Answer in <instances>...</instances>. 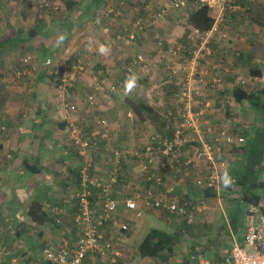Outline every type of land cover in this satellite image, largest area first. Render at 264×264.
<instances>
[{
    "label": "built area",
    "instance_id": "obj_1",
    "mask_svg": "<svg viewBox=\"0 0 264 264\" xmlns=\"http://www.w3.org/2000/svg\"><path fill=\"white\" fill-rule=\"evenodd\" d=\"M111 1L125 7L124 0H107L109 7L108 15L116 18H123L122 10L118 11L111 7ZM170 8L184 9L193 1L199 7L207 5L210 9L217 8L218 14L214 18L209 29L202 31L190 28L188 38L191 40L187 46L184 43H167L163 38H157L147 53L144 48L136 50L125 62L124 68L127 74L136 70L148 72L150 70L161 76L163 87H173V98L168 102L170 106L161 112L162 119L173 123L171 134H164L158 130L156 124L144 126L142 147L140 150L132 148L113 151L107 144L105 152H102V160L109 167L107 175L104 176L99 169L91 162H87L82 173V187L77 189L78 210L75 215V223L80 234L75 243L71 246L68 243L57 245L49 243L42 248V260L48 264H83V261L96 253L108 257L110 263H114L117 256H122V251L116 248V243L107 234V228L115 231L129 230V224L121 220V205L130 211L135 212L139 217L142 208L165 209L176 217L185 220L188 224L195 222L196 216L205 213L210 209L207 198L199 197L196 202L185 201L180 203L177 197L168 195L170 189L164 188L163 172L166 170H180L186 175L192 170L200 173L195 177V185L203 191H214L219 195L222 190V179L226 172L233 166L235 161V149L241 148L247 142L245 135L235 131L229 125L230 119L216 117V109L213 98L209 92L212 89H232L234 85L249 87L253 84L252 77H245L238 73L233 75L234 83L224 87L223 79L214 77L206 80L199 69L198 60L202 51L207 49L215 35L218 40L229 38L227 31L221 30V24L225 19V11H235L241 8L237 0H167ZM168 12L163 7L155 19L164 17ZM140 14V13H139ZM154 19V20H155ZM146 18L137 15L134 18V26L139 30L144 29ZM137 29V30H138ZM110 34V27L104 30ZM138 32L132 30L127 34H118L119 39L125 46L133 47L137 43ZM173 44V45H172ZM191 46L190 48H188ZM156 55V57H154ZM52 59L47 58L42 63L38 56L27 54L19 67L15 68L14 75L17 79L31 77L39 68L52 67ZM40 66V67H41ZM84 69V65H74L70 76L64 73L59 84L58 96L62 98L61 105L68 113H76L81 106L74 101L66 100L69 95V87L74 85L73 75ZM63 73V72H62ZM117 85L108 82L107 78L97 76L94 93L87 94L85 102L94 106L98 104L97 95L103 91H115ZM166 94V92H163ZM163 95V94H162ZM164 98V97H163ZM176 98V99H175ZM164 105L168 102L164 100ZM68 123L69 132L73 143L83 153L90 149L91 139L81 132V129L71 122L68 115H64ZM215 119L213 122L210 120ZM103 127L110 126L108 119L100 121ZM167 129V128H166ZM109 129L101 132L102 139L111 137ZM100 133V132H99ZM97 132V134H99ZM110 146V147H109ZM109 152V153H107ZM113 152L112 156L110 155ZM125 154V155H123ZM123 155V157H122ZM129 155L140 158V174L150 185L144 190L136 191L132 196L124 197V200L117 198V190L114 187L119 182V172L124 169V161ZM93 167L95 173L91 175L89 168ZM156 167L160 171L155 170ZM171 167H174L172 169ZM176 168V169H175ZM98 171V172H97ZM179 172V171H178ZM101 188V194L93 192L88 184ZM142 200V203L139 201ZM59 214L60 211L56 210ZM184 264H209L200 251L189 253ZM8 262V263H7ZM0 264H35L33 260L11 257V251L0 243ZM154 264V263H150ZM222 264H264V199L258 203L247 205L245 210V233L244 245H235L231 251L223 257Z\"/></svg>",
    "mask_w": 264,
    "mask_h": 264
},
{
    "label": "crops",
    "instance_id": "obj_2",
    "mask_svg": "<svg viewBox=\"0 0 264 264\" xmlns=\"http://www.w3.org/2000/svg\"><path fill=\"white\" fill-rule=\"evenodd\" d=\"M124 1H125V5L127 4V2L128 4L131 3L132 5L138 4V6L136 7L137 8L139 7L142 10V12L145 15L143 16L146 18L145 20L146 26L144 27V29L139 30L138 28L134 26V22H133L134 18L137 15H139L140 9H138L137 11H134V13L132 12V14L129 11H127L125 13L126 17L124 15L123 18H116V17H113V15H108L107 9L109 7V4L107 0H105L106 3L104 2L100 3V0H78L76 7L82 8L80 11H78L80 14L79 15L80 17L85 15V11H87L88 13H91L93 11V15L90 16L89 14H87V16H90L89 18L91 19L88 20V18H86L85 21H90V20H94L96 22L100 21L97 24L89 23V25L93 27L91 29L92 31L90 32L91 33L90 36L91 37L95 36V39H92V40L96 41V43L94 44L97 46L98 51H96L97 54L95 53L94 55L96 57L95 60L92 59L93 49H91L92 48L91 46L89 47L90 51H88L87 53L85 52L86 53L85 64L87 67L93 66V67L98 68V70L101 69L100 70L101 73L103 71H106V73L110 72V73L117 75V71L120 69H117L116 66L124 64L127 61V59L130 56H132V54H134L136 50L144 48L146 52L148 53L149 49L152 47V44L155 42L157 38H163L167 43L171 42L173 44L174 43L177 44L178 41L181 42L185 38L188 27L186 28L183 25V23H185L184 21L186 18L184 17L183 19L182 18L183 16L178 15V12L182 11L183 13V10H175V9L170 8L167 0H124ZM237 3L240 4L241 8L235 11H230L227 9L225 11V19L223 23L221 24V30L228 32L231 42H227L228 41L227 39H226L227 41L226 40L219 41L217 35H215L212 41L210 42V44L208 43L207 49L202 51L201 57L198 60L199 69L202 75L204 76V78L206 80H211L214 77L221 78L223 79L224 87H228V85H230L231 83H234V78L232 76L237 75L238 73H241L240 70L243 71L245 69V65H252L253 71L256 69L260 71L264 70V45L262 46V41H264V29L254 24L251 20L248 21V16H247V13H248L247 10L251 5L255 3H262L263 4L262 7H264V0H237ZM110 6L113 7V9L115 10L118 9V11L120 10L123 11V6H120L117 3L115 5H110ZM163 7H166L168 12L166 13L164 17L155 19V18H158L157 13ZM126 9L128 10L127 7ZM172 11H173V14L176 13V15H178V17H175L173 20L174 22L177 23L176 24L177 26L173 25L172 23H167V21L169 20L165 18L166 16L168 17ZM209 13L211 17L210 22L212 24V22H214V18L219 12L217 8H213V9H210ZM172 16L174 17L175 15H172ZM101 18H104V20ZM59 22H60V18L56 20L57 24H59ZM161 25H163V27L168 29L165 33H163L161 31V28L158 27ZM102 26H104V29ZM108 27L112 29L113 34L111 33L106 34L104 32V30ZM189 27L191 28L192 26H189ZM178 29H182V30L178 31ZM132 30H135L138 32V38L136 40L137 43L132 45L133 47L125 46L119 39H117L118 34L120 33L127 34L131 32ZM43 33L45 34V31ZM243 35L245 36V38H243ZM223 41H226L227 43ZM38 49H37V53L35 54L42 56L38 53ZM124 49L125 51L127 49L129 50V55L126 58L124 57V53H122ZM52 54L53 56H56V58H58L59 56L56 50H54ZM154 57H156V55ZM246 57L247 59L244 60V58ZM63 66L64 67L61 69L65 68V65ZM84 68H85V65H84ZM122 71L124 72V74L126 73L124 69ZM138 71L141 72V75L139 78L135 77V74ZM13 75H14V71H13ZM132 75L133 77L131 78L128 76L130 78L129 85L130 84L134 85V83L139 82L140 79L143 81L142 83H144L143 87H141L142 91L139 93V96L141 97V99L139 96H137L133 100L130 98H126V99H123L125 101H121V99L116 101V97H115V101L117 102L116 104L127 105V108H126L127 112L125 110L126 116H124V118L127 120L126 123L128 125L133 123L135 118H138L136 115H134L132 111H130V108H128L129 105L131 106L130 104L131 102L133 103V101L136 102V100H141L144 103L143 104L144 107H151L152 110L154 111L156 109H162L161 107L165 103L163 97L166 96V94L163 93L165 91V88L163 87L161 76H159L158 73H155L152 70L148 72L146 71L143 72L140 69V70H136L134 73H132ZM144 76H148L149 82ZM103 78H106V76H104ZM13 79L16 81H21V80H18L15 77V75ZM115 82H118V80H115ZM81 83H83L85 86L84 79L81 82H78V85L80 86V89H81V90H76V93L78 95H81L82 91H84L86 88ZM90 88H91L90 90L87 89L86 93H89L90 91L94 92L95 82L93 83V85H91ZM106 92H109V91H103L99 93L97 96L100 97L101 94L106 93ZM162 94L164 96H162ZM55 95L56 97H59L58 94H55ZM114 109L116 110L111 111V114H113V117L118 115L117 113L120 112V109H118L117 107H115ZM43 111H44L43 116H46V113H45L46 111L45 110ZM119 117H122V116L119 115ZM41 118H43L44 120V117H41ZM92 118L95 119L94 116H91V115H88V118H86L85 121H87L88 126L90 122L93 121ZM116 119L118 118L115 117L111 120V125H110L111 130H109L108 132V135L111 137V141H112L111 149L113 151H120V152L123 151V149H120V147H125L124 149L132 148L135 150H140V147H142V143L144 142L143 141L144 137L142 136L143 131L150 130L152 128L147 127L146 129H141L143 127L142 125L137 126L135 130L139 132L138 134L139 136L136 139V142H134V144L132 143L130 145H125L124 140L122 139H124L125 136L126 137L129 136V139L133 141L131 139V135H132V132L135 130H131V129H129V131L125 129H123L124 131L118 130L117 129L118 124H117ZM141 119L142 120L148 119L149 121H146V123H149V126L154 124V122H156L154 120H151L148 116V113H145V112L142 115ZM9 120H4L5 124L3 122L2 123L3 125L0 128V213L7 210L8 214H13V215L22 214L21 208L12 203H16L18 199L20 200L19 194L22 190L24 183L25 184L26 183L27 184L39 183V184H44L47 186L48 184H50L51 187H47L45 191H48L49 193H53L52 195H50V198L48 197L49 199H51L50 201L52 202L53 200H57V197L55 196L58 195L57 191L55 193V189L57 188L55 186L58 185V187L60 186L61 188H63V191L61 192V196L63 197V195H67V194L69 195L70 193L74 192L73 190H71L72 188L69 189V192L66 191L64 184H67V186L70 185V187L73 185V183L80 185L81 181L80 183L78 179L75 181V176L71 174V171H72L71 169L75 170L77 167L78 169H80V167H83L87 162H91L94 166H96L99 169V172H101L104 176L107 175L106 174L108 171L107 168L109 166L104 167V163L102 161V151L99 150V147L96 146L97 149L95 152L92 151V149L90 150L88 149L87 151L83 153L82 151H80V148L77 147L73 143V139H71L70 132L68 134L70 136V144L67 143L69 146H64V144H58L55 148L54 146H51L50 144H47V145L37 144L36 146L23 145L21 142H19V140L22 137V133H19V132L15 133V131H11V125H13V123L11 120L10 121ZM95 120L98 121L100 119H95ZM156 127L163 134L166 132L165 130H162L161 128H159L157 125ZM66 129L69 130L68 125ZM81 131H83V133H86L87 130L84 131L81 129ZM103 131L104 130H100L99 127L94 125V129L92 130L91 135H89L88 137L91 139V137L94 136V137H99L100 139H102L100 137V134ZM97 132L98 133L100 132V133L97 134ZM120 135L121 137H119ZM14 137H16V142L14 140ZM103 140L107 141L108 143V140L106 138ZM71 146L73 147L75 146L74 148L76 150H74V148ZM115 147H118V148H115ZM54 151L55 153L57 151H62L63 153L62 163L60 167L53 165L54 163L53 156L55 155L53 154ZM238 152L239 151L235 153V161L237 159ZM75 154H76L77 162L74 165H72V158L75 156ZM112 154L113 152L110 155L112 156ZM45 157L48 158L46 159V161H44ZM26 160L29 161L30 166H32L34 169H38V172H33L31 170L26 171L25 166L23 164V162ZM124 162H125V165H124L125 172L128 173L130 171L132 174H134V177L131 178L130 181L128 180L125 181L126 183L121 188H118L116 196L120 200H124V197L129 196L130 194L133 195L136 191L142 190L144 187L142 178L137 176L138 175L137 170L140 168V158L133 157L132 159L130 158L127 160L125 159ZM169 171L173 172L171 170ZM199 173L200 172L197 169L191 171L187 175L184 172L179 173L178 171L175 170L173 174H171L167 178L168 189L170 188L169 184L171 185V188L174 189L173 191H171L170 194L171 195H182V194L186 195L187 192H189L194 197L202 198L203 196H205L210 206V209H208V211L214 208L212 206V203L214 202L213 200L218 201V203H220V205L223 207V210H221V213L222 215H224V217L222 216L223 218H221V220L222 219L226 220V222L228 223L229 230L225 229V231L223 232L221 230L222 228L220 227L221 220L216 221V219H214L212 223L209 224V226L211 225L210 227L212 228L208 227V229H210L209 232L211 233L215 232V234H211L210 236L212 237L216 235L219 236L218 238L219 241H217L216 239L214 240L216 241L215 244H212L210 247L208 246L207 248L203 246L208 243L209 238H210L209 235L206 234L200 240V242H198L197 244H194V243L192 244L193 248L195 247L194 249L192 248V250L190 251L184 250L182 248L183 247L182 243L180 245L177 244L176 246H174L173 252L172 254L169 255V259L167 261H161L160 259L156 258V259H153L154 261H151V263H154V264H184L187 257L190 255L189 253L191 252L195 253V252L200 251L202 253V256L209 262V264H222L223 257L231 251L233 246L235 245L243 246L244 245L245 210L247 206L245 207L244 214L242 215V219H241L242 226L240 227V230L238 233L234 232L233 229L229 225L228 213H229V210L233 209V206L235 205L236 202H234L232 205L228 204L227 202L228 196L229 198H231L230 194L232 193V189L230 188L231 191L229 192L227 191L228 195L224 193L223 188L219 195H216V192L214 191H209L210 193H214L211 195H208L207 193L206 194H203L200 192L198 193L196 192L197 191L196 189H199V188L196 187L194 180H195V177L199 175ZM43 174H46V175H43ZM262 176L264 178V170H263ZM49 177L52 178L51 183L41 180V179L48 180ZM222 184L224 185V183ZM147 187L148 186H146V188ZM232 195L234 197L236 196L235 194H232ZM224 197H225L224 199L225 201L222 202L221 199H223ZM263 199H264V195L261 201ZM139 203H142V200H140ZM48 206L50 207L49 209H52L51 204H47V207ZM66 208L72 209L75 215L76 209L74 208L73 204L71 206H66ZM121 210L122 212H121L120 218L121 220L126 221L129 224V230L124 233V232L115 231L112 228H107V234L108 236L113 238V240L115 241L116 248H118L119 245H121L120 247L122 249L128 247L131 244L132 240L134 239V236L136 235V233L140 230L143 232L144 227L148 223L147 221L150 218H154V217L158 219H162L164 220L165 223H167L166 224L167 226L162 227V229L166 228L171 231L180 230V229L184 230V236L182 237L183 240L187 239L189 235L196 236L197 234H199V231L195 230L196 227L194 226V224L196 223V219L202 216V214L196 216L194 223L188 224L185 220L180 219L174 216V214L168 211L166 212L161 209L143 207L142 214L139 217L136 216L135 212L130 211L127 208H125V206L121 205ZM208 211L206 213H208ZM162 212L172 215L175 221L172 222V220H169L165 218L164 216H162L163 215ZM69 230L70 229L66 227L63 232L67 234ZM191 231L193 232V234L191 233ZM218 231L219 232L222 231L221 232L222 234L219 235ZM179 233H182V232L179 231ZM50 234L51 233L49 230L47 237L45 239L47 244L49 241L48 237L51 238L52 240L54 239V236L53 235L50 236ZM71 234L69 236H66V238L63 239L64 241L60 243H56V244L60 245L66 242L68 243V245H71V246L75 245L79 237L80 231L78 232V229H77L74 236H73V233ZM145 236H143L142 239L141 240L139 239V242H137V249H134L135 253H138V247ZM2 239L3 237H0V243L3 244L5 247H7L8 250L11 251L12 258L15 257L18 259V261H20L22 259H29V257H31V260H33L35 264H48L47 262H44L42 260V253H41L42 248L39 247V244H41V241L42 242L44 241L43 238L41 240L35 239L36 242L34 244H37V245L34 248H29L26 245V241H22L21 239H17L19 244L16 243V241H14L13 243H11L10 241L9 243H4ZM135 253L133 254L135 258L137 259ZM124 255H125V252H124ZM96 257L97 256H92L90 259H87L85 261L86 264H100L102 261H100ZM139 263L140 262L138 261V264Z\"/></svg>",
    "mask_w": 264,
    "mask_h": 264
},
{
    "label": "rangeland",
    "instance_id": "obj_3",
    "mask_svg": "<svg viewBox=\"0 0 264 264\" xmlns=\"http://www.w3.org/2000/svg\"><path fill=\"white\" fill-rule=\"evenodd\" d=\"M69 1L71 0H28L26 2L24 0H0V39L3 37L18 38L20 36H22L23 38L22 43H14L13 41H6L2 46H0V128L3 125L2 124L3 122L5 124L4 120L10 119L13 123V125H11V131H15V133L18 132L22 133V137L19 140V142H21L23 145L36 146L37 144H42V145L50 144L55 148L58 144H64V146H69L67 144V143L70 144V136L68 135L69 130H67L66 128L62 129L59 127V123L65 121L63 118L64 115H68L70 117L71 122H73L77 126L79 125L80 128L84 131L88 130L86 128H89L87 121H85L86 118H88V115L94 116V118L99 119V116L96 114L99 111H107L108 116L106 117H108L110 120H112L115 117L118 118L116 119L118 124L117 129L121 131H124L123 129L127 131H129V129L135 130L136 127L139 125L143 126L141 129H143L144 126H147L146 121L143 122L142 119L140 121L139 118H135L134 122L128 125L125 122L126 119L124 118V116H126L125 110L127 112L126 109L127 105L116 104L117 100L121 99V101H125L123 99L126 98H130L133 100L134 98L139 96V93L142 91L141 87H143L144 85L141 79L139 80V82H135L134 85L133 84L129 85L131 77L129 78L126 75V73L124 74V72L122 71L124 69L125 63L116 66L117 69H120L117 71V75L110 72L106 73L105 75L108 82H113L117 85L118 90L114 92L106 90L109 92L101 94L100 97L98 96L97 101L99 102L97 105H94L93 107H89V105L85 102L84 95L87 89L90 90L91 85H93V83L96 82L97 76L102 75L101 71L93 66L87 67L85 64V68L87 67L86 69L84 68V70H80V72H76V74L73 75L75 82H81L84 79L85 86L83 83L81 84H83V86L86 87L85 90L82 91V94L78 95L76 93V90H81V89L79 85H76L75 91L73 92V94H70L71 97L69 98L70 99L69 101L77 102L81 106L80 110H78L76 113H68L62 107L61 105L62 98L56 97L54 84H50L48 86L47 84L37 85V83H35V80L32 79H23L21 81H16L13 79L14 77L13 71L15 70L16 67L20 66L23 58L27 54L37 55L35 53H37V49L41 47L42 48L46 47L49 50L50 48L53 47V45L56 46V51L58 52L59 56L58 58L54 59L55 61L54 64H52V67L55 66L61 69L64 67L63 65H65L62 75L64 73H66V75L68 76L73 74L72 70L70 71L68 70L67 59L70 57V54L73 51H75L80 47L83 41H88V39L89 41H91L90 42L92 44L91 49H93L92 59L94 60L96 59L94 55L95 53L97 54L96 51L98 50H97V46L94 44L96 43V41L92 40L95 39V36L94 37L90 36L91 35L90 32L92 31L91 29L93 27L90 26L89 23L97 24L100 21L97 22L94 20L85 21L86 18H88V20L91 19L89 17L93 15V12L88 13L87 11H85V15L80 17L79 16L80 14L77 16V13H79L78 11H80L82 8L75 7L74 9V13L76 14L75 24L77 26V27L75 26L76 33L68 41L64 39L66 35V30L64 28H61L56 23V20L59 18V16H61V14L66 11ZM76 1L78 2V0ZM111 3L112 5H115L114 2L111 1ZM127 4L123 8L124 10V12L122 11L123 14H125L127 11H129L132 14V12L134 13V11L140 9L139 7L138 8L136 7L138 6V4L132 5L130 3L128 4L129 7L127 6ZM126 7L128 8V10L126 9ZM190 9L191 8H189L188 10ZM179 12L178 15L180 16L184 15L182 11ZM87 14H89L90 16H87ZM172 15L175 16L173 17ZM178 15H176V13L173 14L172 11L168 16L169 18L167 16L165 17L167 20L170 21V22L167 21V23H172L173 25H176L177 23L174 22L173 20L175 17H178ZM184 17L185 16H183L182 18L184 19ZM101 19L104 20V18ZM79 21L81 22V24H78L80 23ZM163 25L158 27L161 28V31L163 33H165L168 29L163 27ZM183 25L187 28L185 23H183ZM102 27L104 29V26ZM179 30L182 29H178V31ZM44 31L46 36L43 33ZM243 38H245L244 35ZM227 40H226L227 42H231L230 38H228ZM263 45H264V41H262V46ZM122 53H124V57L126 58L129 55V50L127 49L125 51L124 49ZM246 59L247 57L244 58V60ZM97 70L99 73L97 72ZM252 70H253L252 65H245V69L243 71L240 70L241 71L240 74H242L245 77L251 76L253 81L252 86L258 88L264 87V70H261L262 73L261 75L257 74L258 76L255 75L252 72ZM77 73L79 74L77 75ZM140 75L141 72L138 71L135 74V77L139 78ZM144 77H146L147 81L149 82L148 76H144ZM115 80H118V82H115ZM230 91H231L230 89H223V90L212 89L209 92L210 97L213 98L214 100L213 102L216 109V117L224 118L225 116H227L228 119H230L231 121L229 125H232L234 121H240L243 129H249L251 131L253 126L260 124L261 114L256 113L255 111H252L245 107L237 108L236 106H234L231 102L232 98L229 95ZM41 92L44 94L42 95ZM115 97H116V101H115ZM164 100L166 102L170 100L168 94L164 96ZM115 107L120 109V112L117 113L118 115L113 117L111 111L116 110L114 109ZM37 109L45 110L46 116H43V114L39 115L37 113ZM228 110H229L228 112L229 114L227 113ZM119 115H121L122 117H119ZM41 117H44V120ZM150 119L153 120L152 118ZM214 120L215 119L210 121L213 122ZM138 134L139 132L135 130L132 132L131 135V139L133 141L129 139V136L127 137L125 136L124 139L122 140H124L125 145H130L132 143L134 144V142H136V139L139 136ZM119 137H121V135ZM14 140L16 142V137H14ZM74 150L76 149L74 148ZM53 154H55L53 156V161H54L53 165L60 167L62 163V155H63L62 151H57L56 153L54 151ZM46 159L48 158L45 157L44 161H46ZM76 162H77V158L75 154V156L72 158V165H74ZM106 166L108 165L104 163V167ZM41 180L47 181L49 183L52 182L51 177H49L48 180H43V179ZM47 187H51V185L48 184L47 186L39 183H35V184L24 183L22 190L19 194L20 200L18 199L16 203H12L21 208L22 214L21 215L8 214L7 210L0 213V237H3L2 240L4 243H9V241L13 243L14 241H16V243L19 244V242L17 241L18 238L16 239L15 234L13 235V233L17 229L16 225H18L20 222H25V224L28 225L30 229V234H32L35 237V238L32 237L31 241L33 243H35L36 240L38 239L40 240L42 239L36 236V234H38L37 231H39L40 228L37 225H35L31 221V219L25 216L24 214V207H25L24 204L26 202L33 201V199L35 198L44 200L46 203L51 204V207L53 206V208L50 211L53 212L54 214L56 213L55 212L56 210L60 211L59 215H57L59 226H55L51 224V227H53L51 228L52 230H50L49 226L48 227L43 226L45 227L46 230L45 233L47 232L48 234V231L50 230L51 233L50 236L52 235L54 236L53 240L48 237L49 239L48 243L56 244L64 241L63 239L66 238L67 234H65L63 231L66 227H68L72 231V233H74V225H73L74 213L72 209L66 208L63 200L61 201V198H63L64 196H67L68 198V194L63 195L62 197L61 192L63 191V188H61L60 186L58 187V185L55 186L57 187L55 189V193L57 191L58 195L55 196L57 197V202L53 203L49 199L50 195H52L53 193H49L48 191H45ZM230 188L231 186L230 187L227 186L226 191L228 192L231 191ZM230 195L231 198L234 197L232 193ZM225 197L221 199L222 202L225 201L224 200ZM59 200L60 202H58ZM213 201L214 202L212 203V206L214 208L208 211V213L196 219V223L194 224V226L196 227L195 230L199 231V234H197L196 236L189 235L187 239L185 240L182 239L177 243L178 245L182 243L183 244L182 248L184 250H188V251L192 250L193 248L192 244L193 243L197 244L198 242H200V240L206 234H208L209 236L211 234H215V232L212 233L209 232L210 229H208V227L212 228L210 227L211 225L209 226V224H211L214 219H216V221L221 220V218H223L224 215H222L221 213L223 207L220 205V203H218V201L216 200ZM162 214H163L162 216H164L169 220H172V222L175 221L172 215L165 212H162ZM147 222L148 223L144 227L143 232L141 230L138 231L134 236V239L132 240L131 244L128 247L124 248L125 255L123 260L125 259L124 261L125 264H130V263L136 264L135 262L137 261L134 262L133 260V258H135L133 253H135L134 249H137V242H139V239L141 240L142 237L145 236L151 229L154 228L162 229V227L167 226L166 225L167 223H165L164 220L158 219L156 217L150 218ZM23 231L24 229H21L20 233H22ZM192 231L191 233L193 234Z\"/></svg>",
    "mask_w": 264,
    "mask_h": 264
},
{
    "label": "trees",
    "instance_id": "obj_4",
    "mask_svg": "<svg viewBox=\"0 0 264 264\" xmlns=\"http://www.w3.org/2000/svg\"><path fill=\"white\" fill-rule=\"evenodd\" d=\"M25 2L28 0H24ZM106 3L105 0H100V3ZM77 1L76 0H71L68 2V7L66 8V11L64 13L61 14V16H59L60 18V22H59V26L61 28H64L66 30V35L64 37V39L66 41L70 40L76 33L75 31V17L76 14L74 13V9L76 7ZM262 3H255L253 5H251L248 10H247V16H248V21H252L254 24H256L257 26H259L260 28L264 29V7H262ZM189 8H191L190 10H188ZM174 9V8H173ZM175 10H183V13L185 16V25L188 27L187 29V34L185 35V38L183 39V41L179 42V43H184L187 46L189 45V43L191 42V40L188 38L187 35L190 34V30H189V26H192L193 28L205 31L207 29L210 28L211 26V17H210V8L207 5H203L201 7H199L198 5H196V2L193 1L192 3H190V5L187 8L184 9H175ZM185 10V11H184ZM188 10V11H187ZM187 11V12H186ZM93 12V11H92ZM140 14L144 15L143 12H141L140 9ZM139 14V15H140ZM180 14V12H179ZM79 15V13H77V16ZM145 16V15H144ZM80 22V21H79ZM78 24H81L78 23ZM77 27V26H76ZM82 27V26H81ZM79 27V28H81ZM111 34H113V31L111 32ZM122 34V33H120ZM124 35V34H122ZM85 37V36H84ZM22 36L18 37V38H13V37H3L0 39V46H2L4 44V42L6 41H13L14 43H22L23 41ZM91 41H83L82 44L80 45V47L78 49H76L75 51H73L70 54V57L67 59V66H68V70H72L73 71V67L74 65H85L86 62V53L88 51H90L89 47H92V44L90 43ZM210 44V43H209ZM67 46V45H66ZM191 46H189L188 48H190ZM56 50V46L53 45V47L48 50L45 48H40L38 49V53L42 56L36 55L39 57V59L42 60V63L44 62V60H46L47 58H51L52 62L54 64V58H56V56H53L52 52ZM86 52V53H85ZM53 57V58H52ZM129 59V58H128ZM127 59V60H128ZM41 66V65H40ZM34 72V74L26 79H32L35 80L37 85L39 84H54L55 86V94H59V92L61 91L59 89V84L61 83V78H62V72L64 69H60L57 67H43L41 66ZM17 68V67H16ZM101 70V69H100ZM125 71V68H124ZM252 72L254 74H258L261 75V71L260 70H252ZM79 73H77L78 75ZM106 75V71L102 72V78ZM129 77H133L132 74H126ZM19 80V79H18ZM23 80V79H21ZM78 81V80H77ZM76 85H78V82H74V85L69 87V95L66 96V100H70V94H73V92L76 89ZM166 90V95L168 94V97L170 99L173 98V87H169L166 86L164 87ZM58 90V91H57ZM60 90V91H59ZM118 89H116L115 91H117ZM223 90V89H221ZM94 93L93 91H90L89 93H85L84 97H86L87 94H91ZM41 94L43 95L44 93L41 92ZM232 98V104L234 106H236L237 108H248L252 111H255L256 113L261 114L260 117V124L253 126L252 130L250 131L249 129H243V127L241 126L242 124L240 123V121H234L232 123L233 128L235 129V131L239 134L245 135V137L247 138V142L244 146H242L241 148L235 149L238 152V156L236 161L233 163V166L226 172V174L223 176V183L222 184V188L225 194L228 195L227 190V186H231L232 189V194H235L236 196L234 198L229 199L228 196V204L232 205L234 202L235 205L233 206V209L229 210L228 213V220H229V225L230 227L233 229L234 232H239L240 227L242 226L241 224V219H242V215L244 214V209L248 204L251 203H255L258 204L260 203L262 197H263V192H264V178L262 176L263 170H264V87L258 88V87H254V86H245V87H241L239 85H234L230 91L229 94ZM176 99V98H175ZM131 106L129 105L128 108H130V111H132L134 113V115H136L139 120L141 121L142 115L145 113H148V116L150 118H152L154 121V124H156L159 128H161L162 130H165L166 132L169 133V135L171 134V130L173 127V123H169V127H167L168 122L166 119H162V115L160 114L161 112H164L166 110V107L170 106L169 102L166 103L165 105H163L161 108L162 109H156V110H152L151 107H144V103L141 100H136L133 101V103H130ZM89 107H92L89 105ZM229 112V110L227 111V113ZM37 113L43 114V110H38L37 109ZM99 113V114H98ZM96 114H98L99 119H103L106 118L108 119L106 116L108 114V112L106 111H99ZM229 114V113H228ZM101 117V118H100ZM93 119V118H92ZM96 119V118H95ZM93 119V121L90 122L89 124V128L86 131V133H84L86 136L91 135L92 130L94 129V125L99 127L100 130H106L109 129L111 130L110 126L107 127H103L100 124V120H95ZM111 125V120L108 119ZM224 121L229 120L227 116H225L223 118ZM144 121H148V119L143 120ZM127 122V120L125 121ZM231 123V121L229 122ZM130 124V123H129ZM68 123L66 121H63L61 123H59V127L62 129L67 128ZM79 126V125H78ZM80 127V126H79ZM167 128V129H166ZM83 133V131H82ZM108 140V138H106ZM103 146H102V145ZM107 144L112 146V141L108 140L107 141L100 139L99 137H91V146L90 149H92V151H96V146L99 147V150L102 152L106 151L107 148ZM102 147H101V146ZM109 146V147H110ZM114 147V146H113ZM118 148V147H115ZM125 147H120V149H124ZM89 149V150H90ZM125 155V154H123ZM122 155V157H123ZM133 157H137V156H132L129 155L127 157V159H132ZM125 159H123L124 161ZM125 163V162H124ZM26 171H33V172H38V169H34L32 166H30L29 161L26 160L23 162ZM36 164V163H35ZM84 167V166H83ZM83 167H80V169H78V167L73 170L71 169V174L75 176V181L78 179L79 184L73 183V185L70 187V185L67 186V184H64V187L66 188V191L69 192V189L72 188L71 190H73V193H70L67 196L61 198V201L63 200L64 205L65 206H71L73 204L74 208L76 209V213L78 210V197L76 195L77 189H80L82 187V173L81 170L83 169ZM172 169H174V167H171ZM176 169V168H175ZM157 171H160V169H158L156 167ZM177 170V169H176ZM140 168L137 170L138 172V177H141L140 174ZM171 171H175V170H171ZM180 173V170H178ZM193 171V170H192ZM173 172H170L169 170L164 171L163 173V178H164V188L168 189L167 184V178L168 176H170L171 174H173ZM89 173L91 175H93L95 173L94 168L90 167L89 168ZM119 182L117 184L114 185V187L116 188V190H118V188H121L126 182L125 181H130L131 178L134 177V174H132L130 171L127 173L125 172V170H123L122 172H119ZM74 181V182H75ZM123 182V184H122ZM142 182L144 183V187L142 190L146 189V186L150 185V181H145L142 178ZM130 183V182H129ZM146 185V186H145ZM170 188L171 185L169 184ZM89 187V189H91L93 192L98 194H101V188L97 189L95 188L96 186L91 185L90 183L86 186V188ZM192 187V186H191ZM198 187V186H196ZM169 188V189H170ZM199 188V187H198ZM201 189V188H199ZM196 189V192H200L203 194H214V193H210L209 191H203L202 189L199 190ZM141 190V191H142ZM174 189H170L168 191V195L172 196V197H177L179 196L178 200L180 203H184L185 201H189V202H196V200L198 199V197H194L193 195H191L189 192H187L186 195H171V191H173ZM195 191V190H194ZM129 196H132L131 194ZM207 196V195H206ZM51 200V199H50ZM53 203H56L57 200H53ZM60 202V200L58 201ZM48 204V203H47ZM47 204L44 200L35 198L33 199V201L30 202H26L24 204V214L25 216L29 217L31 219V221L37 225L40 229L39 231H37L38 234H36V236L38 238H44V241H41V244H39V247L43 248L44 246L47 245L46 243V237L47 234L45 233V227H50V230H52L51 228V224L55 225V226H59L58 223V219H57V213H53L51 212L49 209L50 207H47ZM56 206V205H55ZM53 208V206H52ZM166 211L165 209H161ZM56 212V211H55ZM167 212V211H166ZM75 213V215H76ZM173 214V213H172ZM206 214L202 213V215ZM75 215L73 216V225H74V233L75 234L76 230L78 229L79 232V228L75 223ZM174 216H176L174 214ZM221 225L220 227L222 228L221 230L224 232L225 229H228V223L226 222V220H221ZM77 227V229H76ZM16 230L14 231L13 235L15 234L16 239H21L22 241H26V245L29 248H34L37 244H34L31 240L32 237L35 238L32 234H30V229L28 227V225L25 224V222H20L18 225H16ZM24 229V231L22 233H20V230ZM188 230V229H187ZM229 230V229H228ZM13 231V230H11ZM182 232V233H179ZM222 231H218L219 235L222 234ZM121 232H127L126 230H122ZM72 233V231L67 232V236H69ZM72 235V234H71ZM19 236V237H18ZM184 236V230L180 229V230H174L171 231L169 229L163 228V229H151L147 235L144 237V239L142 240V242L140 243L139 247H138V253L136 254V258H133L134 262L136 264H138V261L140 262L139 264H150L151 261H154L153 259H160L161 261H167L169 259V255L172 254L174 246L177 245V243L182 239V237ZM209 241L207 244L203 245L205 248H207L208 246L210 247L212 244H215L216 241H214L215 239L217 241L219 236L216 235L215 237L209 236ZM24 240H23V239ZM30 239V240H29ZM49 244V243H48ZM61 245V244H60ZM119 245V244H118ZM121 245L118 246V248H120V250L122 251V256H117V258L115 259L114 263L112 264H125L123 260L124 258V252L125 249H122L120 247ZM94 256H97L96 258L99 259L100 261H102L100 264H106V263H110V260L108 259V257H105L103 255H100L98 253H96ZM92 256L87 257L84 261L83 264H86V260L90 259ZM103 258V259H102ZM29 259L31 260V257H29ZM133 263V261H132ZM111 264V263H110Z\"/></svg>",
    "mask_w": 264,
    "mask_h": 264
}]
</instances>
